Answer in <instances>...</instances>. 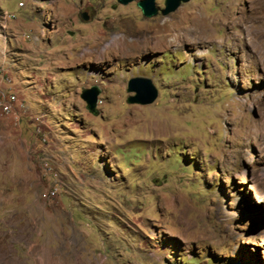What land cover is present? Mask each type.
<instances>
[{
	"label": "rangeland",
	"instance_id": "obj_1",
	"mask_svg": "<svg viewBox=\"0 0 264 264\" xmlns=\"http://www.w3.org/2000/svg\"><path fill=\"white\" fill-rule=\"evenodd\" d=\"M139 1L0 0V264H264V0Z\"/></svg>",
	"mask_w": 264,
	"mask_h": 264
},
{
	"label": "water",
	"instance_id": "obj_2",
	"mask_svg": "<svg viewBox=\"0 0 264 264\" xmlns=\"http://www.w3.org/2000/svg\"><path fill=\"white\" fill-rule=\"evenodd\" d=\"M120 4H128L135 0H117ZM190 0H165V8L159 9L156 6L155 0H141L138 2L142 13L146 17L157 16L161 12L164 16H167L176 10H178L182 4L189 2ZM84 21H88L89 17L86 13L81 14ZM127 91L129 93H135L128 97L130 104H142L148 105L155 102L158 97V90L148 78L135 77L129 80ZM100 91L98 87L94 86L90 89H86L82 93L83 100L86 101L88 109L92 113H97L98 97Z\"/></svg>",
	"mask_w": 264,
	"mask_h": 264
},
{
	"label": "built area",
	"instance_id": "obj_3",
	"mask_svg": "<svg viewBox=\"0 0 264 264\" xmlns=\"http://www.w3.org/2000/svg\"><path fill=\"white\" fill-rule=\"evenodd\" d=\"M3 29L0 28V36H1V39L6 43V40H7V37L6 36H3ZM0 105L2 107V109L9 113L10 112V105L7 103V100H3V102H0Z\"/></svg>",
	"mask_w": 264,
	"mask_h": 264
},
{
	"label": "bare ground",
	"instance_id": "obj_4",
	"mask_svg": "<svg viewBox=\"0 0 264 264\" xmlns=\"http://www.w3.org/2000/svg\"><path fill=\"white\" fill-rule=\"evenodd\" d=\"M263 29V28H262ZM260 31H261V29H260ZM129 33L133 36V37H136V35L133 33V30H130L129 31ZM260 37H261V39L263 40V43H262V45L264 46V31H261L260 32ZM109 49V48H108ZM110 51H112V49H110ZM110 53V52H109Z\"/></svg>",
	"mask_w": 264,
	"mask_h": 264
},
{
	"label": "clouds",
	"instance_id": "obj_5",
	"mask_svg": "<svg viewBox=\"0 0 264 264\" xmlns=\"http://www.w3.org/2000/svg\"><path fill=\"white\" fill-rule=\"evenodd\" d=\"M165 8V7H164ZM135 94V93H134Z\"/></svg>",
	"mask_w": 264,
	"mask_h": 264
}]
</instances>
